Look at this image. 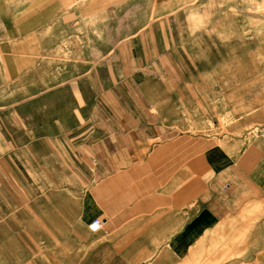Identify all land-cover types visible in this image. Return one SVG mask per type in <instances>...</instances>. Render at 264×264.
<instances>
[{"label": "crops", "instance_id": "obj_1", "mask_svg": "<svg viewBox=\"0 0 264 264\" xmlns=\"http://www.w3.org/2000/svg\"><path fill=\"white\" fill-rule=\"evenodd\" d=\"M209 1L0 0L8 38L40 29L57 62L72 63L58 76L74 79L73 93L101 95L71 105L86 110L89 182L78 230L42 241L40 264H264V133L210 144L152 96L193 92L181 63L218 60L193 32L216 29ZM69 38L77 49L65 57Z\"/></svg>", "mask_w": 264, "mask_h": 264}, {"label": "rangeland", "instance_id": "obj_2", "mask_svg": "<svg viewBox=\"0 0 264 264\" xmlns=\"http://www.w3.org/2000/svg\"><path fill=\"white\" fill-rule=\"evenodd\" d=\"M209 2L205 20L216 29L193 38L218 60L181 63L193 92L152 96L174 106L162 112L178 129L210 144L254 139L264 133V0ZM7 31L0 28V264H40L42 241L51 246L58 229L78 230L75 203L89 182L86 110L71 105L101 95L73 93L74 79L58 76L72 63L57 62L56 45L43 46L40 29L27 41L24 31L11 38ZM58 48L65 57L77 49L71 38Z\"/></svg>", "mask_w": 264, "mask_h": 264}, {"label": "built area", "instance_id": "obj_3", "mask_svg": "<svg viewBox=\"0 0 264 264\" xmlns=\"http://www.w3.org/2000/svg\"><path fill=\"white\" fill-rule=\"evenodd\" d=\"M103 222L100 218H95L93 221L89 224L90 229L97 230L102 226Z\"/></svg>", "mask_w": 264, "mask_h": 264}]
</instances>
